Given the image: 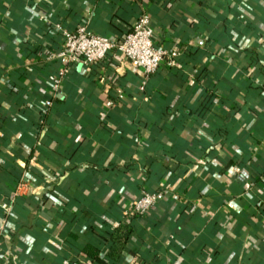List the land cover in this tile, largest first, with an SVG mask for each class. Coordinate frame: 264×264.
<instances>
[{"label": "crops", "instance_id": "crops-1", "mask_svg": "<svg viewBox=\"0 0 264 264\" xmlns=\"http://www.w3.org/2000/svg\"><path fill=\"white\" fill-rule=\"evenodd\" d=\"M142 11L177 55L72 65L44 109L62 30L121 39ZM0 199V264H264V0H0Z\"/></svg>", "mask_w": 264, "mask_h": 264}, {"label": "built area", "instance_id": "built-area-1", "mask_svg": "<svg viewBox=\"0 0 264 264\" xmlns=\"http://www.w3.org/2000/svg\"><path fill=\"white\" fill-rule=\"evenodd\" d=\"M111 52L121 55L130 66L142 71L145 76L156 72L165 59H171L177 55V52H169L155 43L154 28L145 11L139 14L131 30L121 39L94 33L86 23L80 24L74 31L62 30L60 48L44 55L46 62L57 61L60 64L54 73L45 76V81L50 90V98L44 101V109L52 105V98L60 91L69 67L72 65L91 66L105 60ZM118 97L122 98V95L120 94ZM113 103V101H108L106 105L111 106ZM22 187L23 183H20L17 190ZM168 193V190L142 192L133 201L130 215L134 217L144 216L162 202ZM0 208L9 212L11 204L0 199ZM195 210L196 206L191 205L189 211L194 212Z\"/></svg>", "mask_w": 264, "mask_h": 264}, {"label": "trees", "instance_id": "trees-1", "mask_svg": "<svg viewBox=\"0 0 264 264\" xmlns=\"http://www.w3.org/2000/svg\"><path fill=\"white\" fill-rule=\"evenodd\" d=\"M41 126H42V124L41 123H38L37 125H36V127H35V129L37 130V131H39L40 130V128H41ZM141 194V193H140ZM139 194V195H140ZM138 195V196H139ZM137 196V197H138ZM136 197V198H137ZM161 203V202H160ZM160 203H158L156 206H158ZM122 229V232L120 231ZM123 230H124V232H123ZM129 230H130V226L128 225V224H126V223H121L120 224V227L118 228L117 227V229L115 230V234L112 236V241H114L115 243H120V241L121 242H123V241H126L127 240V238H128V232H129ZM122 245V244H121ZM83 251L86 253V254H88L89 256H90V258H92V259H94V260H96V261H101V262H103L102 260H101V253H100V251L97 249V248H94V247H92V246H90V245H85L84 247H83Z\"/></svg>", "mask_w": 264, "mask_h": 264}]
</instances>
